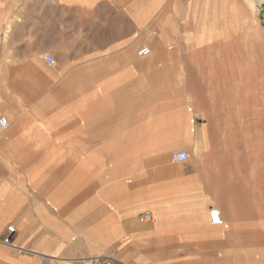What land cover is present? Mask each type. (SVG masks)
I'll list each match as a JSON object with an SVG mask.
<instances>
[{
  "label": "rangeland",
  "instance_id": "1",
  "mask_svg": "<svg viewBox=\"0 0 264 264\" xmlns=\"http://www.w3.org/2000/svg\"><path fill=\"white\" fill-rule=\"evenodd\" d=\"M109 1L97 5L99 0H0L3 64L30 80L32 90L39 80L44 89L40 94L34 93L37 105L44 98L55 97V87L64 86L60 83L69 74L98 65L106 70L122 68L123 62H115L119 55L124 52L129 56L130 48L139 50L144 43L150 44L155 59L147 60L144 56L140 59L146 64V69L141 67L145 70L140 69L144 76L138 75L139 70L127 78L129 88L124 87L125 93L116 98L115 119L127 118L128 112L134 122L144 120L147 138H153L149 133L158 131L166 134L163 137L179 139H125L107 141L104 146L103 141L96 142L100 145L95 172L99 189L111 186L113 177L123 182L135 178L140 162L145 161L144 184H178L185 190L179 199H171L177 206L191 194L195 198L188 204L208 213L212 208L235 209L241 204L242 221L225 218L229 227L222 231L226 237L217 242L226 244L228 251L197 254L203 260L196 259L194 264H264V0H159L157 6L154 0H145L146 27L142 32L128 24L125 14ZM138 5L139 2L130 7L133 13H137ZM160 8L163 13L158 12ZM186 10V18L181 19ZM131 18L139 22L140 14ZM121 23L125 27L123 32ZM159 24L164 26L160 28ZM128 27L131 39L122 44L121 35ZM157 33L169 36L163 50L151 42ZM165 52L166 61L159 62ZM45 53L55 57V65L42 60ZM97 53L104 55L97 58ZM159 65L166 75L161 78L166 80L161 86ZM131 69L137 67L132 65ZM145 77H149L145 81L147 102L137 86L140 78ZM175 80L179 84L169 87ZM38 106L45 112L53 108ZM166 113L173 116L162 120L160 116ZM180 150L189 154L184 163L175 162L172 157ZM126 151L130 154L127 157ZM160 152L169 156L170 165L175 167L172 174L164 168L169 164L156 161L154 154ZM3 159V180L10 182L19 175L17 179L28 184L31 174L22 167L26 158ZM73 179L66 181L67 198L71 199L75 197L74 184H70ZM254 240L258 244H252ZM126 243L150 246L179 242L172 234H163L126 240L123 244ZM119 246L107 253L123 260L124 249L114 251ZM235 247L237 252L230 251ZM154 255L161 261H174L179 254ZM205 256L211 259H204ZM135 257L132 253L131 259ZM188 259V264H193V259Z\"/></svg>",
  "mask_w": 264,
  "mask_h": 264
},
{
  "label": "crops",
  "instance_id": "2",
  "mask_svg": "<svg viewBox=\"0 0 264 264\" xmlns=\"http://www.w3.org/2000/svg\"><path fill=\"white\" fill-rule=\"evenodd\" d=\"M103 2L110 1L99 0L97 5ZM112 2L113 7L129 19L128 24H134L142 32L146 27L145 0ZM137 2L139 22L131 18L137 13L130 9ZM159 2L153 1L156 6ZM187 14V10L183 15L180 13L181 19ZM160 25L158 27L161 28ZM124 28L121 23L122 32ZM130 34L128 27L121 35L122 44L130 41ZM103 55L97 53V58ZM167 55L163 54L159 62L166 61ZM119 56L115 62H123L122 68L106 70L99 65L92 67L95 66L92 64L90 69H79L66 77L62 82L64 86L58 84L55 87V97L44 98L37 105L34 104V93L40 94L44 89L39 80L36 79L37 85L32 90L30 80L23 78L24 75L19 77L11 66L3 64L0 57V117L6 116L9 120L7 129L0 128V162L4 161L3 158H21L18 161L26 158V165L22 167L31 174L28 184H24L17 179L19 175L10 182L3 180L0 171V264H54L55 259H60L63 264H94L92 258L99 256L102 259L95 264H188V258L193 259L194 264L196 259L203 260L197 254L228 251L226 244L217 242L226 237L222 231L229 227L225 218L239 223L242 221L241 204L235 209L219 208L222 222L214 224L207 211L188 204L195 198L192 194L181 199V206L171 200L179 199L185 191L178 184H144L145 161H141L138 167L139 183L125 184L118 177L115 183L113 177L111 186L99 189L95 172L100 145L96 142L103 141L104 146L107 141L125 139H179L163 137L166 134L158 131L149 133L154 135L153 138H147L144 120L134 122L128 112L125 115L130 118L115 119L116 98L125 93L123 89L127 78L140 69H146V64L141 61L145 59L143 56H139L138 60L126 56L124 52ZM146 59L152 60L151 57ZM42 60L47 63L44 58ZM131 60L134 63L130 64ZM132 65L137 69H131ZM158 68L161 86L166 82L161 78L166 75L160 65ZM89 73L94 75L85 85L80 84L81 80L77 82L83 74L86 77ZM138 75L142 77L144 73L140 70ZM146 79L149 77L140 78L137 85L144 92V102H147ZM178 84L175 80L169 87ZM41 104L53 105V108L45 112L38 106ZM189 133L192 132L186 134ZM13 168L17 170L16 166ZM68 178H74L70 183L74 184L73 199L67 198ZM104 204L110 207H104ZM146 210L152 212V219L143 223L139 215ZM9 226H14V232L8 231ZM163 234H172L179 243L150 246L123 244L126 240ZM8 236L10 243L4 240ZM254 243L258 244V240ZM117 244L121 246L114 251L118 253L124 249L123 260L110 257L107 253ZM230 251L237 252V248ZM164 252L179 255L174 256V261H161L159 256L154 255ZM188 252L194 253V256L186 255ZM132 253L136 254L134 259H131ZM204 259L210 260L211 257L205 256Z\"/></svg>",
  "mask_w": 264,
  "mask_h": 264
},
{
  "label": "built area",
  "instance_id": "3",
  "mask_svg": "<svg viewBox=\"0 0 264 264\" xmlns=\"http://www.w3.org/2000/svg\"><path fill=\"white\" fill-rule=\"evenodd\" d=\"M150 53V47L149 46H142L139 50V55L140 56H147ZM44 59L49 65H55L56 64V59L51 53H45L44 54ZM9 126V120L6 116H1L0 117V128L2 130L7 129ZM173 160L178 163H183L186 162L189 159V154L186 150H180L176 151L172 154ZM210 217L213 221V223L218 224L219 223V218L221 217V213L218 209L212 208L210 209ZM152 219V212L150 210H146L142 212L139 215V220L143 223H146L148 221H151ZM15 228L14 226H9L8 231L9 232H14ZM6 243H10V239L7 237L5 239ZM102 259V257H95L93 258L94 262H98ZM54 264H63L60 259H55Z\"/></svg>",
  "mask_w": 264,
  "mask_h": 264
},
{
  "label": "bare ground",
  "instance_id": "4",
  "mask_svg": "<svg viewBox=\"0 0 264 264\" xmlns=\"http://www.w3.org/2000/svg\"><path fill=\"white\" fill-rule=\"evenodd\" d=\"M163 27V26H162ZM165 30H167V28L165 29ZM160 32V31H159ZM171 32V31H170ZM157 34H159V33H157ZM172 34V33H171ZM173 35V34H172ZM166 36H168V34L166 33ZM163 33H161L159 36H157L156 37V39H154V41L152 40L151 42H153L154 43V45L156 44V46H157V48L159 49V50H163L162 48L164 47V45H166V41H167V38L169 37H166ZM143 46H149L148 44H144ZM150 47V46H149ZM140 50V49H139ZM139 50H137L136 49V47H132V48H130L129 50H128V55H129V57L131 58V57H133L132 59H136V60H138L139 58H141V57H137V56H140L139 55ZM156 52V51H155ZM164 53V52H163ZM166 53V52H165ZM155 55V54H154ZM146 57H151L152 58V60L155 58L154 56H153V54H152V49L150 48V53L146 56ZM94 74H88L86 77L83 75L82 76V78H79L78 80H77V82H79V80H81V83L80 84H85V82H87L88 80H89V77H91V76H93ZM75 77V76H74ZM71 81H73V79L71 80ZM84 81V82H83ZM74 84H76V82H73ZM60 84H63L62 82L60 83ZM64 95V94H63ZM62 99H63V96H62ZM199 114V113H198ZM197 114V115H198ZM173 116V114H169V113H166V114H162L161 116H160V118L163 120V119H168V118H170V117H172ZM115 148V147H114ZM130 154H129V152L128 151H126L125 153H124V156H129ZM154 157H156V161H160L161 163H164V165H168V166H166V167H164L165 168V170L167 171H169L171 174L173 173V172H175V167L171 164L170 165V160H169V156L166 154V153H163V152H160V153H157V154H154ZM147 160H149V157H147L146 158ZM155 159V158H154ZM136 161H138V160H136ZM134 164H135V162H134ZM157 165H159V164H157ZM136 176V177H135ZM135 178H133V177H131V179H130V177H129V179L128 180H126V182H125V184H127V183H134V182H138L139 183V174H135ZM141 176H142V178H143V172L141 173ZM162 176V175H161ZM117 178H115L113 181H115V183H117V180H116ZM154 180V179H153ZM142 181V180H141ZM119 184H123V183H120V182H118ZM183 184H185V183H183ZM216 209H218L219 210V208H216ZM220 211V210H219ZM209 218H210V221L213 223V221H212V219H211V217H210V213H209ZM222 222V216L219 218V223L218 224H220ZM215 224V223H214Z\"/></svg>",
  "mask_w": 264,
  "mask_h": 264
}]
</instances>
